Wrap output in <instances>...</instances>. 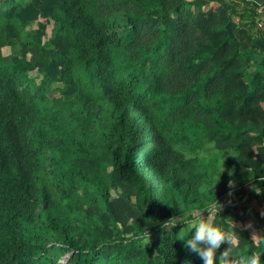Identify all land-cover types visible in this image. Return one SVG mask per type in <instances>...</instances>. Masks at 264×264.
I'll return each instance as SVG.
<instances>
[{"label": "trees", "instance_id": "trees-1", "mask_svg": "<svg viewBox=\"0 0 264 264\" xmlns=\"http://www.w3.org/2000/svg\"><path fill=\"white\" fill-rule=\"evenodd\" d=\"M252 11L0 0V264H203L177 238L191 225H171L181 207L210 214L207 185L214 220L234 211L243 227L232 258L264 264L252 241L264 234V73L246 80L264 66V30Z\"/></svg>", "mask_w": 264, "mask_h": 264}, {"label": "clouds", "instance_id": "clouds-1", "mask_svg": "<svg viewBox=\"0 0 264 264\" xmlns=\"http://www.w3.org/2000/svg\"><path fill=\"white\" fill-rule=\"evenodd\" d=\"M229 187H232L231 181L229 182ZM181 209L182 214L179 218L173 216L176 219V223L172 224L171 227L174 228L177 224L183 223L190 224L191 230L195 229L194 235L185 239L191 230L185 232L184 228H181L177 238L184 241V247L189 251L195 252L203 261V264H216V252L224 243H227L228 247L220 254L219 264H262L261 256L256 252H252L246 257L239 256V259L232 258L239 246L240 236L236 230L233 231L231 228L225 229L220 223L216 222L210 210H208L210 214L205 216L204 213L200 214L195 211L186 215L184 209L182 207ZM188 215L191 216V219L187 218ZM173 217L163 222L162 228L164 230L168 231ZM257 237H260L261 243H264V234L254 232L252 236L254 244L257 241Z\"/></svg>", "mask_w": 264, "mask_h": 264}, {"label": "crops", "instance_id": "crops-1", "mask_svg": "<svg viewBox=\"0 0 264 264\" xmlns=\"http://www.w3.org/2000/svg\"><path fill=\"white\" fill-rule=\"evenodd\" d=\"M235 7L243 13H246L247 18L246 21H249L252 16H250L253 13V9L256 13V20L257 22L253 25L252 29L256 31L264 30V0H233ZM205 7H209V4H205ZM247 10V11H246ZM246 11V12H245ZM248 14V15H247ZM239 14H233L234 20H239ZM251 53L253 54V50H251ZM260 71L264 73V66L260 65L258 62L252 63L248 67V73L246 75V80L250 81L251 79L248 77L249 74H252Z\"/></svg>", "mask_w": 264, "mask_h": 264}, {"label": "rangeland", "instance_id": "rangeland-1", "mask_svg": "<svg viewBox=\"0 0 264 264\" xmlns=\"http://www.w3.org/2000/svg\"><path fill=\"white\" fill-rule=\"evenodd\" d=\"M29 26H31V27H33V26H37V23L34 22V23L30 24ZM10 51H11L10 46L6 47L5 52H6V53H7V52L9 53ZM30 73H31V75L35 76L37 80L40 79V75H39V73L37 72V70H32ZM248 77L251 79V78H252V74H249ZM50 94H51V95H58L59 92H58V91H55V90H52V91L50 92ZM211 189H212V187H210V186H208V185H207V186H204V187H203V190H204L203 192H204V193H203V195H202V198H203L204 201H205L206 203H208L209 205H211V204L213 205L212 208L210 209V211H211V213H212V215H213V213H214V211H215V208H216V207H215V204L217 203V200H214V199L212 198V195H211V191H212V190H211ZM232 189H233L234 192L239 191V189H240V184H235V185H233ZM241 194H242V193L237 194L236 196H234V200H235V202H237V201H241ZM253 200H256V199H253ZM242 202H244V200H243ZM253 202H255V201H253ZM258 202H260V201H258ZM255 203H257V202H255ZM255 207H258V208H259L260 206L256 204ZM240 208H241V207H240ZM204 209H206V207L201 208L200 211H203ZM247 209H251V206L248 205ZM240 211H242V210H240ZM233 217H234V211H231L230 214H229V216H226L224 219L220 220V224H221V226H222L223 228H225V229L231 228L233 231H235L236 229H239V228H243L242 225H241L240 223H238ZM244 227H245V226H244ZM66 257H67V256L65 255V257L62 258V262L65 261Z\"/></svg>", "mask_w": 264, "mask_h": 264}]
</instances>
